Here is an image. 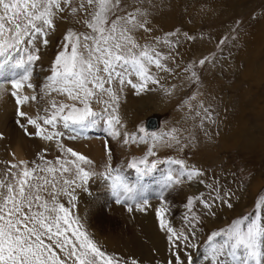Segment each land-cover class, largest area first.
Masks as SVG:
<instances>
[{"label":"rangeland","instance_id":"obj_1","mask_svg":"<svg viewBox=\"0 0 264 264\" xmlns=\"http://www.w3.org/2000/svg\"><path fill=\"white\" fill-rule=\"evenodd\" d=\"M0 264H264V0H0Z\"/></svg>","mask_w":264,"mask_h":264},{"label":"bare ground","instance_id":"obj_2","mask_svg":"<svg viewBox=\"0 0 264 264\" xmlns=\"http://www.w3.org/2000/svg\"><path fill=\"white\" fill-rule=\"evenodd\" d=\"M156 123H157V120H156ZM81 146L83 148L87 149L88 151L93 152V154H96L97 157L100 154H102L103 151H104L103 141L102 140H99V139L81 140ZM100 158H101V156H100ZM91 203H92V206H93V212L96 211L95 213H97L99 211L102 213L103 212L102 210H107V209H110L111 210V209H115V207H116V206L112 205L111 202L108 203L107 200H104V199H103V201H92ZM156 203L152 204V206L148 207L147 209H144V208L141 209L140 211H141L142 215H147V216L151 215V216H153V214L151 212H149V211L150 210H153V209H156V207H157V204ZM240 206H243V205L240 202H238V204L234 208L228 209V210H231L233 212L240 211L241 210V207ZM150 227H153V226L151 225ZM132 229H134V228H132ZM155 236H156L155 239H157V233H156Z\"/></svg>","mask_w":264,"mask_h":264},{"label":"water","instance_id":"obj_3","mask_svg":"<svg viewBox=\"0 0 264 264\" xmlns=\"http://www.w3.org/2000/svg\"><path fill=\"white\" fill-rule=\"evenodd\" d=\"M158 124L156 123V118L151 117L147 121V127L149 129H155Z\"/></svg>","mask_w":264,"mask_h":264}]
</instances>
